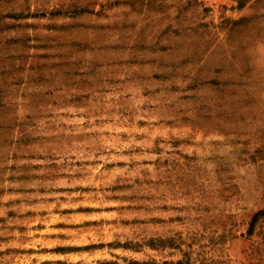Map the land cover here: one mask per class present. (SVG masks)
I'll return each instance as SVG.
<instances>
[{"label": "rangeland", "instance_id": "rangeland-1", "mask_svg": "<svg viewBox=\"0 0 264 264\" xmlns=\"http://www.w3.org/2000/svg\"><path fill=\"white\" fill-rule=\"evenodd\" d=\"M0 264H264V0H0Z\"/></svg>", "mask_w": 264, "mask_h": 264}]
</instances>
